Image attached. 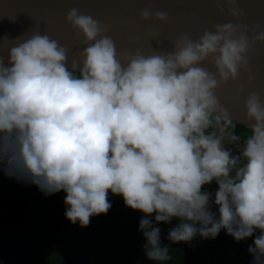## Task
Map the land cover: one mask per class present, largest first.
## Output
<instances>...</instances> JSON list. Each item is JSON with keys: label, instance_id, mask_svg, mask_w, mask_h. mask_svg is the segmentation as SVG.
Wrapping results in <instances>:
<instances>
[{"label": "clouds", "instance_id": "1", "mask_svg": "<svg viewBox=\"0 0 264 264\" xmlns=\"http://www.w3.org/2000/svg\"><path fill=\"white\" fill-rule=\"evenodd\" d=\"M224 5L236 23L195 40L181 34L167 52H118L111 26L77 8L66 22L85 47L70 67L69 47L46 33L12 47L7 62L0 57V170L46 196L66 192L64 215L81 227L107 214L109 192L121 195L144 214L145 255L157 264L172 257L152 214L157 223L180 221L171 243L216 238L222 229L240 242L258 231L248 252L251 264H264V99L247 95L250 133L237 154L226 145L240 144L241 122L217 96L242 70L251 82L250 53L264 44V30L239 22L238 0H217L221 13ZM140 16L168 20L150 7ZM213 181L214 201L202 190Z\"/></svg>", "mask_w": 264, "mask_h": 264}, {"label": "trees", "instance_id": "2", "mask_svg": "<svg viewBox=\"0 0 264 264\" xmlns=\"http://www.w3.org/2000/svg\"><path fill=\"white\" fill-rule=\"evenodd\" d=\"M239 145H226L238 154L250 129L237 124ZM214 201L218 184L205 185ZM66 192L45 195L36 185L9 177L0 170V264H157L145 255L146 240L139 230L144 214L132 210L121 195L108 193L112 207L107 214L93 216L87 227L66 219ZM217 213L218 206L211 205ZM161 229V246H168L172 259L163 264H251L248 252L253 237L236 242L221 230L216 238L199 235L190 242L171 243L170 229L180 221L155 222ZM198 226V225H197Z\"/></svg>", "mask_w": 264, "mask_h": 264}, {"label": "water", "instance_id": "3", "mask_svg": "<svg viewBox=\"0 0 264 264\" xmlns=\"http://www.w3.org/2000/svg\"><path fill=\"white\" fill-rule=\"evenodd\" d=\"M243 15L239 22L249 28L259 26L264 30V0H238ZM167 13L168 20L161 23L153 17L141 19L145 8ZM221 13L217 0H0V57L5 59L9 50L36 33L48 34L62 45L69 47L68 66L85 45L77 39L66 15L72 8L92 16L111 26L107 33L116 43L117 51L140 49L145 55L153 51H171L173 41L187 33L198 39L205 30H213L218 24L237 21L228 14L227 7ZM12 19V20H10ZM254 33L250 32V35ZM209 71L215 68L205 63ZM248 68L253 79L243 70L240 79L229 82L217 90V96L238 124L245 123L244 103L251 91L264 99V44L254 46ZM243 88L242 92L237 89Z\"/></svg>", "mask_w": 264, "mask_h": 264}]
</instances>
